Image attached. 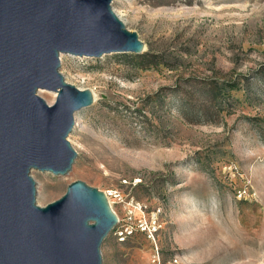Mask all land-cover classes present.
<instances>
[{"label": "rangeland", "instance_id": "obj_1", "mask_svg": "<svg viewBox=\"0 0 264 264\" xmlns=\"http://www.w3.org/2000/svg\"><path fill=\"white\" fill-rule=\"evenodd\" d=\"M111 5L152 63L130 52L60 55L66 81L95 97L68 135L71 170H32L37 203L75 180L119 191L112 208L120 220L131 209L136 231L118 241L110 230L102 264H152L154 244L164 262L264 264V0ZM143 216L153 235L139 231Z\"/></svg>", "mask_w": 264, "mask_h": 264}, {"label": "water", "instance_id": "obj_2", "mask_svg": "<svg viewBox=\"0 0 264 264\" xmlns=\"http://www.w3.org/2000/svg\"><path fill=\"white\" fill-rule=\"evenodd\" d=\"M111 1L0 0V264H102L101 243L118 221L106 193L75 180L41 206L31 172L71 170L68 135L94 101L66 81L60 55L144 52Z\"/></svg>", "mask_w": 264, "mask_h": 264}, {"label": "built area", "instance_id": "obj_3", "mask_svg": "<svg viewBox=\"0 0 264 264\" xmlns=\"http://www.w3.org/2000/svg\"><path fill=\"white\" fill-rule=\"evenodd\" d=\"M140 179H134L133 184H137L140 182ZM107 198H109L114 202H123V195L117 191V190H107L105 191ZM110 203V202H109ZM126 204H129L126 202ZM111 205V204H110ZM112 206V205H111ZM139 211L143 214V211L141 210V207L139 208ZM132 210L128 209V212L126 213L125 219L120 220L118 219L115 226L112 228L113 234L116 236L118 241H124L126 238L131 236L136 229L131 223L132 219ZM137 225L139 226V231L141 232H148V234H152L156 231V223L150 224L147 222L145 217H139ZM150 261L152 264H180L179 259L177 256H172L170 259H168L166 262L163 261L160 250L157 245L154 244L153 252L150 257Z\"/></svg>", "mask_w": 264, "mask_h": 264}, {"label": "trees", "instance_id": "obj_4", "mask_svg": "<svg viewBox=\"0 0 264 264\" xmlns=\"http://www.w3.org/2000/svg\"><path fill=\"white\" fill-rule=\"evenodd\" d=\"M140 58H141V64L144 65V63L146 62L147 64H151V60L148 59V54L147 53H141L140 54Z\"/></svg>", "mask_w": 264, "mask_h": 264}, {"label": "bare ground", "instance_id": "obj_5", "mask_svg": "<svg viewBox=\"0 0 264 264\" xmlns=\"http://www.w3.org/2000/svg\"><path fill=\"white\" fill-rule=\"evenodd\" d=\"M94 97H95V95H94ZM109 202H110V204L112 205V203H113V201L109 198Z\"/></svg>", "mask_w": 264, "mask_h": 264}]
</instances>
